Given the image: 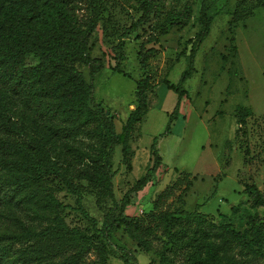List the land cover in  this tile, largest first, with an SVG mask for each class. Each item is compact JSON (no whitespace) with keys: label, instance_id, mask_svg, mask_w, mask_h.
I'll use <instances>...</instances> for the list:
<instances>
[{"label":"trees","instance_id":"obj_1","mask_svg":"<svg viewBox=\"0 0 264 264\" xmlns=\"http://www.w3.org/2000/svg\"><path fill=\"white\" fill-rule=\"evenodd\" d=\"M166 1L141 0L136 8L139 19L125 35L147 26L151 34L146 43H155L158 32L186 28L192 17V0H174L179 7H171L160 24L152 25L165 12ZM209 1H201L202 30L191 41L188 69L178 84L164 82L178 96L164 135L171 133L182 102L188 98L185 84L195 72L197 51L210 35L214 17L209 15ZM106 2L0 0V219L15 207H25L38 218L52 217L44 231L32 228L24 234L1 235L0 264H86L92 250L98 252L101 264H106L110 249L115 248L113 235L120 229L145 253L152 252L154 242L160 241L158 264H176L173 253L186 249L187 264H251L263 259L264 218L259 216L251 218L244 231H238L224 215L219 224L207 225L198 206L193 213L162 217L159 236L144 220L127 214L131 195L143 191L161 167V136L153 140L150 149L152 167L125 195L117 218L107 214L100 227L85 208L75 181L86 182L114 200L116 150L121 147L125 161H129L130 139L150 108L152 83L148 75L136 82V108L122 134L117 132L113 115H107L95 101L94 78L104 70V64L91 58V39L102 21ZM84 9L86 13L81 14ZM153 53L141 52L143 68ZM29 57L35 59L34 65H28ZM81 67L90 68V81ZM239 111L241 123L245 122L244 113H252L243 108ZM50 180H59L76 197L75 210L86 221L85 231L70 229L65 223L64 214L71 206L51 193H41ZM244 193L250 209H264V192L256 184L245 185ZM183 219L195 222L192 230L184 228ZM116 256L123 264H138L134 254L123 249Z\"/></svg>","mask_w":264,"mask_h":264},{"label":"rangeland","instance_id":"obj_2","mask_svg":"<svg viewBox=\"0 0 264 264\" xmlns=\"http://www.w3.org/2000/svg\"><path fill=\"white\" fill-rule=\"evenodd\" d=\"M201 1L192 0V17L186 28L158 32L155 43H146L151 34L147 26L125 35L139 19L136 8L141 0H107L104 5L102 21L91 39V58L104 64V70L94 78V98L113 115L119 134L136 108V82L148 75L152 88L149 112L130 139L129 161H125L121 147L116 150L114 200L86 182L75 181L85 208L100 227L107 214L117 218L125 195L152 167L150 149L160 136L161 167L143 191L131 195L130 217L144 220L159 236L162 217L193 213L198 206L207 225L219 224L224 215L238 231L248 228L255 216L264 218V209H250L244 193L245 185L253 183L264 192V0L209 1V15L214 17L210 35L197 51L195 72L185 84L188 98L182 102L171 133L164 135L178 102L177 94L164 82L178 84L189 67L191 41L202 30ZM171 7L179 4L167 0L165 12L152 25L160 24ZM85 13L84 9L81 14ZM146 50L154 53L143 68L141 52ZM27 63L34 65L36 61L29 57ZM81 71L90 81V68L81 67ZM240 108L252 112L244 113V123ZM41 193H51L71 206L64 214L70 229L86 230V221L75 210L76 197L59 180L45 183ZM49 218L15 207L0 219V236L24 234L32 228L44 231L50 226ZM182 225L192 230L195 222L183 219ZM113 243L115 248L110 249L106 264H123L116 256L121 249L133 253L138 264L159 262L160 241L154 242L152 252L145 253L120 229L115 231ZM188 253V249L173 253L176 264H187ZM85 261L101 264L95 250ZM251 264H264V258Z\"/></svg>","mask_w":264,"mask_h":264},{"label":"water","instance_id":"obj_3","mask_svg":"<svg viewBox=\"0 0 264 264\" xmlns=\"http://www.w3.org/2000/svg\"><path fill=\"white\" fill-rule=\"evenodd\" d=\"M107 115H109V112H107Z\"/></svg>","mask_w":264,"mask_h":264}]
</instances>
